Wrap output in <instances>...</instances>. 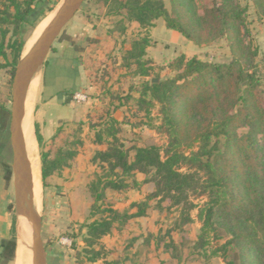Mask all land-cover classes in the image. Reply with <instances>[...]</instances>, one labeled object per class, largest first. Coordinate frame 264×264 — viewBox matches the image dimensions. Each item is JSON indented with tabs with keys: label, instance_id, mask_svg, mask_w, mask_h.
<instances>
[{
	"label": "trees",
	"instance_id": "obj_1",
	"mask_svg": "<svg viewBox=\"0 0 264 264\" xmlns=\"http://www.w3.org/2000/svg\"><path fill=\"white\" fill-rule=\"evenodd\" d=\"M48 1L0 0V63L9 68L11 82L26 35L43 15L41 10L47 8ZM170 1L171 11L164 0H87L85 8L92 6L115 18L116 28L108 32L110 38L116 31L124 36L129 26L147 29L163 19L169 30L198 47L224 40L231 60L216 64L196 54H181L167 66L171 75L161 79L154 74V62L145 58L149 40H125L131 50L120 51V70L127 73L125 77H137L142 82L123 97L118 94L121 88L108 84L100 87L110 100V108L88 115V129L94 133L90 143L97 148L94 154L89 153L81 136L82 122L68 137L62 136L65 130L60 128L49 141L44 140L39 125H34L42 150V185L58 188L55 175L74 168L85 157L82 173L90 174L84 186L89 195L90 220L82 226L87 232L83 252L90 262L100 259L104 250L100 243L106 238L122 236L139 220H150L170 205L182 207L181 221L177 229H167L163 234L159 228L160 233H151L155 252L160 246L165 253L180 247L175 236L179 233L186 238L187 227L194 224L190 213L197 209L200 230L195 249L204 250L215 242L211 254L225 264H264V99L255 74L249 72L257 53L243 40L246 9L238 0H216L200 14L196 0ZM252 2L264 16V0ZM65 40L76 52L85 50L69 36L58 39ZM100 41L98 37L88 38L86 44L99 50L103 47ZM95 60L92 57L91 66L84 64L92 85L104 76L98 74L100 66H92ZM153 79L159 82L152 83ZM63 96L65 105L74 102V93L59 95ZM106 101L102 99V103ZM157 105L168 146L161 150L134 145L133 139L143 138L138 131L150 125ZM9 118L7 103L0 105V132L8 128ZM138 119L141 122H133ZM11 179V167L7 166V185ZM146 186H152V191L129 208L122 209L110 197ZM191 196L206 201L197 206ZM11 232L12 240L0 238V264H11L15 259V226Z\"/></svg>",
	"mask_w": 264,
	"mask_h": 264
},
{
	"label": "rangeland",
	"instance_id": "obj_2",
	"mask_svg": "<svg viewBox=\"0 0 264 264\" xmlns=\"http://www.w3.org/2000/svg\"><path fill=\"white\" fill-rule=\"evenodd\" d=\"M215 1L216 0H196L197 10L202 14L204 9L211 7ZM62 2L63 0H49L47 8L41 10L43 15L35 22L34 28L30 33L26 35V45L22 55L29 52L43 32L42 31L31 46L28 47V42L32 38L35 29L38 27L36 33H39L50 19L48 22L49 24L53 20ZM164 2L168 10L171 11V1L164 0ZM238 2L246 9L244 16L245 37L243 40L252 52L257 53L253 66L249 68V72L255 74L259 88L263 91L262 97L264 99V16L258 14L257 7L252 0H238ZM85 4L75 18L66 26L60 37L62 35L69 36L82 46L86 45V40L88 38H100V43H103V47L97 50L94 46H87L83 55L77 58L76 61L82 60L85 65L91 66L93 62L91 61L92 57L93 60L96 58V63L92 66H100L98 74L104 76L103 78L101 77L102 80L99 81L97 85H92L91 79L88 78L82 93L86 96V100L82 103L73 102L74 106L82 108L83 113L81 120L75 122L61 121L56 133L62 128L65 130V134L62 136L68 137V134L71 135L77 130L79 125H81L79 123L82 122L84 131L81 136L84 139L89 153L94 154L97 148L90 143V139L94 133L89 132L88 115L96 114L110 108V100L108 97L103 96L100 87L108 84V86H114L115 89L121 88L118 94L123 97L125 93L131 92L135 87H139L142 82V80L137 77H125L124 75L127 73L120 70V51L122 50L125 52L131 50V45L129 43L124 44L125 40L130 41L144 37L149 40L150 44L146 49L145 58L154 62V74L161 79H165L171 75L169 74L167 66L181 54H186L188 56L196 54L203 60H209L216 64L226 63L231 60V51L224 40L220 39L211 44L198 47L194 43L186 41L178 32L169 30L163 19L157 20L152 27L147 29L138 28L136 25L129 26L124 36L120 35V31H116V33L113 34L114 37L110 38L111 36L108 32L116 28L114 23L115 18L105 11L96 9L92 6L87 9L85 8ZM173 33L174 35H172ZM59 43L60 42L57 40L53 45L45 65L34 77L28 91L26 105L27 116H30L28 117L29 124L33 126V128L30 126V129L34 136V125L38 124L41 128L42 123L41 119L39 120V114L42 111L45 97V71L48 64L53 59V56L57 54L54 48ZM68 43L70 42L67 41V44ZM2 66H4L3 62L0 63V105L7 103V107L10 110L12 101V82L9 68ZM85 73L88 74L86 70ZM117 74H123L124 77L121 76L123 77L121 79ZM35 82L36 85H34ZM102 99L107 100L105 104L102 103ZM127 109L126 107L123 111L127 112ZM125 114L127 116L128 113ZM141 118L142 116L140 119ZM140 119L134 120L133 122H141L139 121ZM161 125L162 117L159 114V106L157 105L152 110L150 125L138 131L143 138L134 137V145L143 144L146 146H157L161 150H164L169 144V138L167 134L160 129ZM182 150L187 151L185 147H182ZM35 152L40 172L42 150L38 143ZM11 159L10 135L7 128L0 132V235L6 237L2 239L12 240L11 230L12 227L15 226V259L11 264H16L20 235L23 232L22 221L27 222V220L17 215L13 179H11L8 185L4 180L7 166L11 167ZM81 160L82 161L79 162L77 166H73L74 168L64 169L55 175L59 183L58 188H44L41 181V172L39 174L42 187L39 197L35 201V208L42 217V240L46 249L48 264H111L118 259L119 264H225L222 258L214 257L211 254V250L216 244L215 242H212V245L206 247L204 250L194 248V242L200 230V223L197 220V209L190 213L191 217L194 219V224L187 227L189 232L186 238L179 233H177V235L175 234L176 236L174 235L180 247L168 253L162 251V246H160L159 251H154L155 242L151 233L154 232L155 235L159 228H162V233L164 234L166 232L165 230L168 229L171 231L177 229L178 224H180L182 207H171L170 205L165 206L162 213L154 214L150 220H139L133 229L126 230L122 236L106 238L100 243L101 247L104 249L102 251V256L96 262H90L89 256L85 255L83 252L85 246L84 237L87 232L86 229L82 228V226L90 220L89 195L84 187L90 179V174L85 175L82 173L85 157ZM151 191L152 186H146L141 191L135 190L114 193L110 194V197L116 200L122 209H125L129 208L135 201H142ZM190 200L197 206H202L206 198L191 196ZM29 226L32 234L30 223ZM63 239H68L69 244H63ZM169 240L170 237H166V241ZM31 247L32 236L27 244V249L31 253L30 264H32ZM237 264H239L238 261Z\"/></svg>",
	"mask_w": 264,
	"mask_h": 264
},
{
	"label": "water",
	"instance_id": "obj_3",
	"mask_svg": "<svg viewBox=\"0 0 264 264\" xmlns=\"http://www.w3.org/2000/svg\"><path fill=\"white\" fill-rule=\"evenodd\" d=\"M87 0H63L53 20L25 55L19 59L12 81V101L8 131L12 151L11 171L17 215L25 218L32 227V264H48L42 240V217L35 208L34 180L22 124L30 85L45 65L53 45L66 26L80 12ZM159 82L153 79L152 83Z\"/></svg>",
	"mask_w": 264,
	"mask_h": 264
},
{
	"label": "crops",
	"instance_id": "obj_4",
	"mask_svg": "<svg viewBox=\"0 0 264 264\" xmlns=\"http://www.w3.org/2000/svg\"><path fill=\"white\" fill-rule=\"evenodd\" d=\"M84 47L86 48L87 44ZM54 49L57 54L53 56L45 71V97L42 111L39 114V120L42 121L40 131L45 141H49L55 135L61 121L81 120L82 108L74 106L73 103L65 105V97L60 98L59 95L66 92L83 93V87L89 78V75L85 73L84 62L76 61L84 51L76 52L72 44H67V41L60 42ZM36 141L35 139L37 146ZM0 238L6 237L0 235Z\"/></svg>",
	"mask_w": 264,
	"mask_h": 264
},
{
	"label": "bare ground",
	"instance_id": "obj_5",
	"mask_svg": "<svg viewBox=\"0 0 264 264\" xmlns=\"http://www.w3.org/2000/svg\"><path fill=\"white\" fill-rule=\"evenodd\" d=\"M49 20H48V22H49ZM48 22L39 31V33H36L38 27L35 29L32 38L28 42V45H27L28 47H30L31 44L33 43V41L39 36V34L42 31H44V28L47 26ZM34 85H36V82H35ZM34 89H35V87H34ZM34 89H32V90H34ZM30 126H32V125L29 124V120H28V116H27V108H26L25 117H24L23 124H22V129H23V135H24V140H25L27 153H28L29 159L31 161V167H32V172H33V180H34V198H35V201H36V199L39 197V193H40V190H41V187H42L41 186V181H40V176H39L41 171L39 172L38 160L35 157V153H36L35 150L37 148V146L35 144V139L36 138L34 139V135L31 133ZM22 230H23V232L20 235V242H19V246H18V249H17V261H16V264H30V262H31V253L27 249V244L30 241L32 234H31V230H30V226H29L28 221L27 222L22 221Z\"/></svg>",
	"mask_w": 264,
	"mask_h": 264
},
{
	"label": "built area",
	"instance_id": "obj_6",
	"mask_svg": "<svg viewBox=\"0 0 264 264\" xmlns=\"http://www.w3.org/2000/svg\"><path fill=\"white\" fill-rule=\"evenodd\" d=\"M73 100L76 103H82V102H84L86 100V96L83 95L82 93H76L73 96ZM62 243L63 244H69V240L68 239H63Z\"/></svg>",
	"mask_w": 264,
	"mask_h": 264
}]
</instances>
